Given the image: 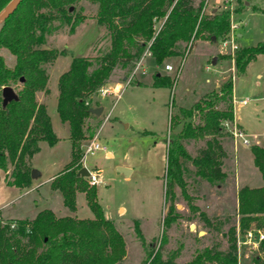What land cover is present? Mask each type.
Here are the masks:
<instances>
[{
    "label": "trees",
    "instance_id": "obj_1",
    "mask_svg": "<svg viewBox=\"0 0 264 264\" xmlns=\"http://www.w3.org/2000/svg\"><path fill=\"white\" fill-rule=\"evenodd\" d=\"M10 1L0 0V12ZM82 1L96 5L95 21L108 32L110 48L108 54L95 59V66L90 59L73 57L57 80L56 112L59 120L68 125L71 154L49 186L60 192L63 205L71 211L76 207L75 194L83 192L92 216L57 217L51 210L42 209L30 220L0 224V264H116L125 254L123 238L113 222L104 218L96 200V186L77 176L81 142L93 137L100 123L90 111L98 106L91 105L92 98L109 83L115 67L123 69L135 64L145 52L159 67L167 59L182 58L189 53L195 40L224 39L230 14L240 15L247 8L252 13H264V0H234L231 13L228 9L202 12L208 0H20L11 15L0 23V49L15 59L8 69L0 56V171L8 186L27 188L31 183L29 162L38 151L39 142L53 145L57 140L45 105L36 99L37 93L46 90L47 74L42 65L53 62L57 56L43 45L55 22L64 21L73 31L84 21L82 14H76L77 4L80 10ZM161 20L159 29L154 31ZM261 54L264 41L237 51L233 58L235 76L243 74L246 65ZM173 83L170 77L154 73L150 86L170 89ZM3 87L16 94L15 99L4 105ZM232 89L229 78L218 88L197 97L190 106H175L176 113L170 114L163 176V199L170 204L162 221L164 227L175 217L173 188H179L184 199L190 200L185 180L190 173L188 164L195 177L209 183L218 185L226 177L223 160L230 156L232 148L231 141L226 140L231 135L223 122L234 120ZM190 140L202 141L195 153L186 149ZM249 148L263 185L242 186L236 191L241 233L247 231L250 223L264 231V146L252 144ZM189 207L195 209L193 205ZM203 219L204 225H210L206 217ZM134 227L143 243L139 228ZM233 229L228 230V249L204 246L181 264H235ZM257 247L264 254V236ZM144 250L145 256L138 264H177L174 252L162 259L159 252ZM253 263L264 264V259L256 255Z\"/></svg>",
    "mask_w": 264,
    "mask_h": 264
},
{
    "label": "rangeland",
    "instance_id": "obj_2",
    "mask_svg": "<svg viewBox=\"0 0 264 264\" xmlns=\"http://www.w3.org/2000/svg\"><path fill=\"white\" fill-rule=\"evenodd\" d=\"M80 4L82 7L79 10L77 4L76 14H82L84 21L73 31H70V24L55 22L52 31L45 36L43 45V48L52 50L57 56L53 62L42 65L47 74L46 90L37 93L36 99L45 105L57 140L53 145L40 141L38 151L30 159V169L38 171V176L32 179V184L38 186L36 189L31 191L29 186L15 189L0 184V224L13 223L17 217L32 218L42 209H52L55 216L72 212L61 202L59 192L48 195L47 189L51 179L63 170L71 154L68 125L59 120L56 112L57 80L66 72L73 57L90 59L95 66V59L108 54L110 48L108 32L95 21L96 5L85 1ZM229 6L233 10L234 0L231 5H225L219 0H208L205 13L212 9L226 10ZM231 17L233 23L237 24L234 33L238 51L264 40V13L246 11L237 16L232 14ZM240 24L242 28H239ZM157 27L155 24L154 31H157ZM238 34L240 37H237ZM217 42L218 40H201V44L194 45L182 58L167 59L159 67L153 64L145 52L135 64L123 69H113L109 83L103 87L112 89L118 84L121 86L118 94L100 96L97 93L92 98L93 107L95 103L102 107L97 115L100 123L94 136L105 149H98L82 160L83 145L89 139L86 138L80 145L79 165L90 171H100L95 185L96 200L104 218L113 222L124 242L125 254L116 264L140 263L145 256L144 248L151 249L153 254L159 252L162 259L174 252V262L181 264L204 246L228 249L229 229L234 228L235 242L237 238H243L238 226L235 195L240 186H255L258 183L252 181L255 174L250 164L252 154L249 146H264V54L250 61L243 74L235 76L233 58L236 53L233 56L218 53ZM0 56L5 66L11 69L14 56L5 49H0ZM213 57L214 66L211 65ZM165 65L173 68L169 75ZM204 66L209 70L206 71ZM154 73L173 79V86L170 89L151 88L149 82ZM214 77L217 80H213ZM229 78L233 83L234 100L247 98V102L241 107L234 103L233 113L246 134L247 147L239 139L235 141L246 148L244 151L247 150L248 154L244 155L240 149L236 160L233 140L228 135L226 140L231 141L232 151L223 160L226 177L218 185L195 177L188 164L190 173L185 180L190 200L184 199L179 188H173L172 214L175 217L164 227L162 221L170 204L163 199L170 114L176 113L175 106H190L197 97L214 89L215 84L221 85ZM205 80H211V83L207 84ZM138 83L141 86L136 85ZM172 103L174 107L171 106ZM200 145L202 141L199 140H190L185 144L186 149L192 153ZM117 166L127 167L131 172L125 176L116 170ZM244 172L247 174V181L242 177ZM51 175L52 178L46 181ZM3 176V171H0V179ZM75 202L74 217L83 219L92 216L83 194L76 193ZM189 205H193L195 209L191 210ZM201 213L210 225H204ZM191 224L194 225L193 229H189ZM135 225L139 228L143 243L134 232ZM248 228L257 230L254 223H250ZM259 230L264 234L263 230ZM199 231H203V234L198 235ZM235 247V264H254L253 257L256 255L264 259V254L258 247L242 244L237 247L236 243Z\"/></svg>",
    "mask_w": 264,
    "mask_h": 264
},
{
    "label": "built area",
    "instance_id": "obj_3",
    "mask_svg": "<svg viewBox=\"0 0 264 264\" xmlns=\"http://www.w3.org/2000/svg\"><path fill=\"white\" fill-rule=\"evenodd\" d=\"M221 1L223 4H232L233 0H219ZM208 2L206 3V6L203 8V11L205 13L206 11V7H207ZM229 12L231 13V7L229 6ZM232 14H230V22H229V28L227 31V35L224 39L222 40H218L217 42V50L218 53L220 54H230V55H234L237 51H238V46L236 45L235 42V33L234 30L237 28V24L233 23V19L231 17ZM166 73L169 75V73L173 70V68H171L169 65H165L164 66ZM206 70H209V68H207ZM175 77V76H174ZM100 96H108V95H112L115 94L114 88H109V87H101L98 92H97ZM247 102V98L245 99H240L237 101H233V103H236L237 106L241 107L243 105H245V103ZM223 126L225 127L226 131L230 133L232 139L235 140H240L241 144L246 146L248 143L246 134L244 131H242L237 124L233 121L231 122H223ZM98 149L100 150H104L105 147L103 145H101L99 143V141L97 140L96 136L89 138L85 144L83 145V156H82V160L84 159V157L86 155H93L95 153V151H97ZM88 170V175L85 176L86 182L89 185H96L98 183V178H99V173L100 171H90ZM264 234L260 231V230H255L253 228H248L247 231H245L243 233V238L242 240H239V238L236 239V246L238 247L239 244L242 245H250L252 247H257L258 243L263 239Z\"/></svg>",
    "mask_w": 264,
    "mask_h": 264
},
{
    "label": "crops",
    "instance_id": "obj_4",
    "mask_svg": "<svg viewBox=\"0 0 264 264\" xmlns=\"http://www.w3.org/2000/svg\"><path fill=\"white\" fill-rule=\"evenodd\" d=\"M216 1H218V0H216ZM246 11H250L248 8L244 11V12H246ZM240 21V20H239ZM161 23H162V20L160 21V22H158V23H156L157 25H158V27H157V30L159 29V27H160V25H161ZM240 23V22H239ZM238 23V24H239ZM240 27L239 28H242V26H241V24L239 25ZM238 28V29H239ZM237 37H240V35L238 34L237 35ZM262 41H264V40H260V42H262ZM196 44H201V40H197V41H194V44H193V46H192V48L194 47V45H196ZM211 47H212V45H211ZM208 49L210 50V47H208ZM214 50V49H213ZM205 67V66H204ZM205 69H207L206 67H205ZM207 71V70H206ZM213 80H217V78L216 77H214V78H212ZM150 82H151V80H150ZM150 82H149V85H150ZM205 83H211V80H205ZM115 87H114V91H115V94H118L119 93V91L121 90V86H119L118 84H115L114 85ZM218 84H215L214 85V87L215 88H218ZM151 87V86H150ZM152 88V87H151ZM155 89V88H154ZM233 90V89H232ZM113 95V94H112ZM232 98H233V92H232ZM233 101H234V98H233ZM237 107H239V106H237ZM233 108H234V103H233ZM233 115H234V113H233ZM234 122L238 125V127L241 129V127H240V124L238 123V121H237V119H236V117H235V115H234ZM242 130V129H241ZM243 131V130H242ZM233 140V139H232ZM247 147V146H246ZM232 148H233V151H234V158H236V160H237V157H238V151H240V149H242L241 151H243L244 152V155H246V154H248L247 153V150H246V152L244 151V149H246V148H243L241 145H239V144H237V142L236 141H232ZM37 152V151H36ZM35 154V153H34ZM33 154V155H34ZM235 160V161H236ZM250 164H251V166H252V168H253V170H254V177H253V179H252V181H257L258 183H257V185H255V186H250V187H259V186H262L263 185V180H261V178H260V174H259V172L257 171V169H256V167L254 166V164H252V157L250 158ZM38 176V175H37ZM237 177H238V174H237ZM242 177H244V180L245 181H247V174H246V172H244L243 174H242ZM52 178V175L51 176H49V178L46 180V181H49L50 179ZM33 179V178H32ZM32 179H31V183H30V185H29V189L32 191V189H36L38 186H37V184H32ZM0 184H2L3 185V187H8V188H15V187H12V186H8V185H6L5 184V182H4V180H3V177L0 179ZM248 185V184H247ZM247 185H242V186H247ZM242 186H240V187H242ZM249 186V185H248ZM48 188V195L50 194H52V193H56V192H59L58 190H54V189H51L50 188V186H47ZM16 189V188H15ZM60 193V192H59ZM78 193V192H77ZM81 194H83V192L81 193ZM60 197H61V194H60ZM83 197H84V194H83ZM62 202V201H61ZM84 202H85V199H84ZM63 203V202H62ZM50 210V209H49ZM52 210V209H51ZM102 210V209H101ZM53 211V210H52ZM54 212V211H53ZM74 212V210L72 211V212H70V214H66V215H69V216H75V214L73 213ZM55 213V212H54ZM66 215H63V216H66ZM34 216V215H33ZM57 217H62V216H57ZM18 218H23V219H31V218H24V217H17L16 219H14V220H17ZM33 218V217H32ZM88 218H90V217H88Z\"/></svg>",
    "mask_w": 264,
    "mask_h": 264
},
{
    "label": "water",
    "instance_id": "obj_5",
    "mask_svg": "<svg viewBox=\"0 0 264 264\" xmlns=\"http://www.w3.org/2000/svg\"><path fill=\"white\" fill-rule=\"evenodd\" d=\"M20 0H11L6 7L0 12V23L2 21H4L8 16L11 15V13L15 10V8L17 7V4L19 3ZM215 64V57L212 58L211 60V65L214 66ZM22 80H20L21 82ZM1 96H2V101L1 104L4 105L6 102L11 101L13 99L16 98V94L14 93V91H12V89L8 88V87H3L1 88ZM102 107L101 106H97L96 108H92L90 109L91 113L93 115H99V113L101 112ZM116 170L122 174H124L125 176H128L129 173L131 172V170L127 167H122V166H117L115 167ZM38 175V171L35 169H31V174H30V178H35ZM88 175V170L81 166L80 170L77 172V176L80 177H85ZM194 225H190L189 229H193ZM203 231H199L198 235H202Z\"/></svg>",
    "mask_w": 264,
    "mask_h": 264
}]
</instances>
